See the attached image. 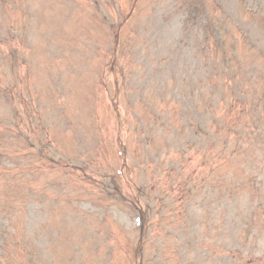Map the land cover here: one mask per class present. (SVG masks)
<instances>
[{
  "label": "rangeland",
  "instance_id": "rangeland-1",
  "mask_svg": "<svg viewBox=\"0 0 264 264\" xmlns=\"http://www.w3.org/2000/svg\"><path fill=\"white\" fill-rule=\"evenodd\" d=\"M0 264H264V0H0Z\"/></svg>",
  "mask_w": 264,
  "mask_h": 264
},
{
  "label": "trees",
  "instance_id": "trees-1",
  "mask_svg": "<svg viewBox=\"0 0 264 264\" xmlns=\"http://www.w3.org/2000/svg\"><path fill=\"white\" fill-rule=\"evenodd\" d=\"M236 62L234 59H232L231 61H228L226 62L225 60H213V64H214V73H212L211 76H209V82L211 83L212 80L214 82L213 84V88H215V92H213V94L215 95L216 94V90H217V79L219 78V76L222 77V81H223V84L226 86V87H229L231 86V84L235 81V77L233 75H238V72H233V66L230 67L231 65V62ZM227 64V66H225ZM212 84V83H211ZM244 86V85H243ZM236 93V96L240 97V95H244L243 94V91L241 89V85H239V88H238V92L235 91ZM232 94V93H231ZM238 100L237 99H234V96L232 95V101H230L229 103V108L230 110H234L237 105H238ZM165 102H163L164 104ZM223 104L221 105V107H224L226 106L225 102L223 101L222 102ZM154 109L153 108H149L146 112V116H145V123H147L148 125H150L151 123H153V121H155L157 118L156 117V114L154 113ZM215 120L216 121H220L222 124L219 126L221 128V130H223L224 132L228 133L229 135H238V134H241V128H239V121L238 120H234L232 118H228V117H221V116H215ZM255 130H253V132L251 131L250 134L254 133ZM230 145V142L227 144V146L229 147ZM208 149H210L208 147ZM191 151V150H190ZM199 151V150H198ZM202 151V149H201ZM201 152L197 153L198 155H200ZM185 152L184 150H181V155H184ZM201 157H199L200 159ZM203 160H205L206 158L205 157H202ZM185 155L183 157L180 158L181 161H185ZM181 164V168L185 166ZM158 170V169H156ZM183 170V168H182ZM198 171V170H197ZM173 172V171H172ZM168 175H169V171H168ZM194 177L191 178L188 180H183L184 182H180L179 184V189L181 192H183L185 194V196L187 197V195H191L192 192H193V184L192 182L194 181ZM191 180V181H190ZM206 180L204 178H201V182H205ZM176 188V190H175ZM177 189L178 187H171L170 188V191H167L166 189H161L158 191L160 193H164L165 195H167V197H170L171 195H173L174 193H177ZM183 200H186V199H183ZM139 209L140 211L143 213V226H142V234L144 235V233L148 230V227L152 224H154L155 220L151 221L150 222V218L148 217L147 215V211H149V207L145 206H141L139 205L138 203L135 204ZM147 210V211H146Z\"/></svg>",
  "mask_w": 264,
  "mask_h": 264
}]
</instances>
